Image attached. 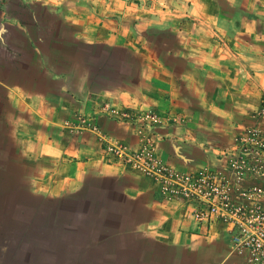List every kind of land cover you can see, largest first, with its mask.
<instances>
[{
    "label": "crops",
    "instance_id": "obj_1",
    "mask_svg": "<svg viewBox=\"0 0 264 264\" xmlns=\"http://www.w3.org/2000/svg\"><path fill=\"white\" fill-rule=\"evenodd\" d=\"M20 2L32 15L13 14L9 1L0 10L1 36L13 28L21 41L16 53L5 40L6 56L30 52L21 78L0 76L2 135L23 154L0 161V264H236L219 226L194 220L160 181L109 163L95 135L65 123L90 114L134 142L102 101L188 122L251 111L264 98V0ZM50 16L54 25L42 20ZM114 57L117 84L96 86ZM13 69L0 61V73ZM167 123L157 127L161 159L179 171L209 160L184 142L193 128Z\"/></svg>",
    "mask_w": 264,
    "mask_h": 264
},
{
    "label": "built area",
    "instance_id": "obj_2",
    "mask_svg": "<svg viewBox=\"0 0 264 264\" xmlns=\"http://www.w3.org/2000/svg\"><path fill=\"white\" fill-rule=\"evenodd\" d=\"M139 118L154 133L169 119L151 108ZM152 150L120 143L107 144L103 152L109 163L160 181L169 194L184 200L197 222L219 226L236 264H264V144L208 146L213 159L186 171L164 163Z\"/></svg>",
    "mask_w": 264,
    "mask_h": 264
},
{
    "label": "rangeland",
    "instance_id": "obj_3",
    "mask_svg": "<svg viewBox=\"0 0 264 264\" xmlns=\"http://www.w3.org/2000/svg\"><path fill=\"white\" fill-rule=\"evenodd\" d=\"M9 1L11 5H8V9L14 14L20 15L22 18H25L26 16L32 15V12H34L35 9L31 7H26L27 5H23L20 0H0V10L3 11L5 9V5ZM54 16L45 17L43 18V22L47 23L48 21H52V24L54 25ZM36 22V19H35ZM54 28V27H53ZM1 29V28H0ZM9 36H1L0 34V61L7 62L9 64L14 65V73H6L2 72L0 73V76L2 78H11V80H17L22 77V69L23 66L26 65V62L29 59V53L25 57H16L11 58V56H6L5 50L3 48V45L5 43V40L9 39V44L12 48L15 49V52L17 53V49L19 48L20 36L17 31H15L13 28L11 30H5ZM12 34L13 36H10ZM18 35V36H16ZM50 40V39H49ZM48 39L44 42L46 45H50V41ZM45 45V46H46ZM21 51V50H20ZM15 53V54H16ZM115 54H119V52H116ZM9 59V62L8 60ZM102 58H98L97 61H100ZM34 63L32 66H34L35 58L33 59ZM111 66L106 69L105 73L101 70L97 74V82L96 86H100L102 84V77L107 78V82H111L112 84H117L118 80L117 78V68L118 67V60L116 57L111 58ZM4 98V91L0 89V110L4 111L6 109V104L3 102ZM98 108L100 111L109 118L114 119L116 122H119L120 124L126 125L135 136V141H125L123 139H120L117 136H111L110 134L104 132L100 126L94 121L92 118V115H81L80 118H78L76 121H68L65 123V125L68 127L74 126L75 130H88L93 135H95L100 142V155L106 160V154L103 152L106 145H112V144H126L132 149H139V148H150L153 147L154 150L153 154L162 160L164 163H166L163 159H161L157 154L158 144L161 141L160 139H163L162 136L157 132V128L154 132H149L147 129V122L140 119V114L142 110L151 108V106H119L111 104L110 101L104 100L102 103L99 104ZM228 110L230 108H227ZM129 112V117H123L122 112ZM220 114V113H219ZM180 116L174 117L172 120H167V124L169 125H179V126H186L188 129V126L190 129L193 128L191 132H187L189 134L188 138H184V142L187 144H190L192 146H202L203 151L208 155L209 157H212V152H207L205 148L208 146L215 147V146H225V145H251V144H264V98H261L259 101V104L249 110L246 114H238L233 113L231 114H220L213 115L211 114L212 120H208L206 122H193L186 120L187 118ZM214 118V119H213ZM5 122L0 121V147L3 149H8V153H0V161H11V160H20L22 158L23 154L21 152L22 149V142L19 140H16L15 143H10L9 138L2 135V132L6 130ZM202 126V127H199ZM95 127V130L93 129ZM207 127V129L205 128ZM69 129V128H68ZM158 133V135L156 134ZM171 139H178L177 137H167ZM111 158V157H110ZM213 159V158H209ZM18 171V170H16ZM224 264V263H222Z\"/></svg>",
    "mask_w": 264,
    "mask_h": 264
}]
</instances>
